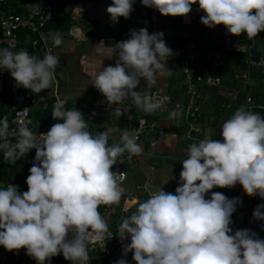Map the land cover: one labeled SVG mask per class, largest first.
Here are the masks:
<instances>
[{
    "label": "clouds",
    "instance_id": "obj_1",
    "mask_svg": "<svg viewBox=\"0 0 264 264\" xmlns=\"http://www.w3.org/2000/svg\"><path fill=\"white\" fill-rule=\"evenodd\" d=\"M141 3L164 16H186L197 0ZM133 4L134 0H113L106 9L110 21L129 18ZM198 4L206 13L201 23L208 28L222 24L229 34L246 33L248 39L264 31V0H198ZM163 37V32L149 34L147 28L130 30L127 40L116 42L115 66L93 70L92 85L110 105L131 96L135 108L145 115L158 109V102L134 89L141 78L149 88L171 71L166 61L174 52ZM41 38H50L52 47L63 43L60 33L47 37L42 33ZM58 63L51 48L42 58L26 49H0V69L10 72L17 87L37 95L52 86ZM66 102L67 98L56 99L51 115L62 122L52 124L39 138L27 126L31 121L10 132L7 119L0 120V152L5 163L15 164L36 149L25 181L28 190L19 193L12 184L0 189V245L9 252L24 248L38 264L61 253L73 264H88V245L112 235L99 206L119 205L122 198L112 168L122 163L118 158L125 152L129 158L143 152L135 130L132 135L125 130L121 143L109 146V132L93 135L82 112L65 110ZM115 110L118 117L125 114L119 107ZM179 116L178 107L170 119ZM221 129L222 141L204 138L189 145L175 194L161 187L118 224L116 236L122 242L130 239L122 243L124 256L132 252L136 264H264V239L250 229L233 234L230 227L241 198L230 199L221 192L205 198L214 187L239 183L248 196L264 199V117L242 105ZM261 209L264 203L253 211L256 220H264ZM114 264L128 262L121 258Z\"/></svg>",
    "mask_w": 264,
    "mask_h": 264
},
{
    "label": "crops",
    "instance_id": "obj_2",
    "mask_svg": "<svg viewBox=\"0 0 264 264\" xmlns=\"http://www.w3.org/2000/svg\"><path fill=\"white\" fill-rule=\"evenodd\" d=\"M112 2L113 0H64L61 4V10L59 12L62 14V11H66L72 18H74L76 22L80 23L79 35L85 38V40L77 41L73 37L68 36L67 33L59 32L63 40V43L59 47H52V41L50 38L48 41L49 45L51 46L52 53L59 58V63L55 69V77H57L59 81L60 95L62 98H67L66 103H69V105L73 103L72 105H74V108L82 112L86 122L88 123L87 130L93 135H95L96 132L108 131V129L105 127L103 122L100 121L98 124H96L93 120L94 116L92 115H94V112H104V109L101 106L107 104V100L92 85L93 77L91 74L93 70H98V68L103 70L107 66L114 67L116 60L119 58L118 50L114 52L116 42L108 41L106 44H103L101 42V38L113 30H119L122 32L138 30L142 25V21H145L149 13L151 15L150 22L147 25L149 34L163 32V38H165V36H170L172 37V40L170 41L174 42L175 44H182L183 41H185L184 43L187 42L188 36L191 33L192 20L189 14L186 16H164L155 8L143 6L141 0H134V11L131 12L129 18L125 19L124 17H119L118 23H112L109 18L110 14L106 11L107 7L111 5ZM223 27L225 26L222 24L217 25L214 28H208L203 24L201 25L198 32L202 37H207V42L199 49V55L192 65L195 73L208 76L213 72L215 57L212 54L214 52L221 53L224 56L225 61H227L229 56L228 53L213 51V48H217L218 45L224 47L226 50H239L245 48V46L238 45L237 43L234 44L231 41H228L230 43L223 42V40L226 41L225 37L222 38L220 36L221 31H223ZM53 28V26H50L45 29V34L49 35L50 33H58V31H54ZM263 45L264 44H262V48L260 49V51L263 53V56L261 57L260 53L257 54V61H259L260 58L264 59ZM203 48H211L212 50H201ZM44 52L45 47L43 49L42 55ZM111 55V59L107 58ZM62 59L65 61L63 65L60 64V60ZM166 67L171 69V71L163 77L158 78V81L155 85L147 88L145 80L141 78L140 84L134 89V91H144L143 94L145 95L152 90H160L162 92L172 94V96L178 101H187L183 87V75L181 70L177 66L167 62ZM58 70L60 73H58ZM242 72H239V75H241ZM58 74H60V76H58ZM224 80V83L221 84L222 93L235 94L234 92L236 91H233L234 88L232 86V80L229 78H225ZM254 83L255 81L251 80V84ZM204 84L209 83L204 82L201 85V92L205 99V108L202 117L203 131L201 136L204 138H210L215 133V128L212 126V121L215 118V115L212 114L214 105L213 99L209 94L212 88L203 86ZM54 86L55 81L53 82L52 86L49 87L44 93L38 94L47 95L49 97V103L47 105L53 103L52 93ZM30 92L33 95H37L31 90ZM123 101V105L112 103L111 105L109 104V107L111 106L112 109L119 107L123 111L125 106L133 103L131 96L126 97ZM37 109L38 108L33 110V115ZM69 109L70 107L67 109L66 104L65 110ZM173 110H176V108L171 107L162 113L155 114L158 115L157 118L162 130L152 134V136L148 138H145L141 143L143 152L135 161L132 160L128 164L130 175L132 173L134 174L133 171L139 169L142 166L143 159L145 161L149 160V166L153 170H163V172L159 173L161 175L160 179H162V182L158 186H156L154 183L153 192H147L145 197H143V194L141 193L139 196L137 195L138 192L137 189H135V176H132L129 183H124V185L119 184V188L122 192L119 208L116 209L114 205L111 206V223L116 232L118 224L122 221V219L130 216L131 213L136 210V207L140 202H143L152 194L158 192L161 187L164 191L170 192L175 183L179 182V173L182 170L181 160L187 158L188 147L193 141L190 140L187 135V126L183 121L184 119L181 111L180 116L177 119H170V114ZM131 115L132 120L134 122H138L140 118L144 117V112L137 110L134 107ZM172 120H176L177 122L184 124L183 126L185 130L183 133L178 134L168 131L167 127H169V123ZM125 123V116L123 114L117 122L119 131L116 132V137L108 139L109 146H112L113 144H120L121 134L125 130H127L129 134L132 135V128L125 126ZM89 126L92 127L89 129ZM123 156L127 157L128 153L125 152ZM120 158L121 157H119L118 160ZM22 159L23 158L17 160L15 164H7L4 162L3 153L1 152L0 189L6 188L9 184H12L14 186H18L19 193H23L24 191L28 190L27 184L19 179L20 170L16 168L17 162H22ZM27 159V164L31 165V162H33L34 158L29 159L28 157ZM162 163L164 165L163 167ZM131 171L132 173H130ZM163 174H165V177H163ZM166 180L167 182L165 183ZM23 188L26 189L24 190ZM232 188L233 187L229 188V190ZM106 207L107 206L104 205L99 206V212L101 214L104 213ZM125 241L126 243H130V239H125ZM0 246L4 248L2 245ZM111 253L115 254V251L111 249ZM12 254L21 258L20 250L18 253L13 251ZM92 254H94V256H92ZM132 255V252H129L126 256L121 253L115 257V261L123 258L127 260L128 264H134L132 261ZM58 256L62 257L63 255L61 253L57 255V257ZM89 260L92 262V264H113L111 263L110 256L106 250L96 243H94V248L92 249ZM71 262L72 261H69L67 264H71Z\"/></svg>",
    "mask_w": 264,
    "mask_h": 264
},
{
    "label": "built area",
    "instance_id": "obj_3",
    "mask_svg": "<svg viewBox=\"0 0 264 264\" xmlns=\"http://www.w3.org/2000/svg\"><path fill=\"white\" fill-rule=\"evenodd\" d=\"M64 0H0V49L10 48L12 51H16L23 46L25 36L28 33L36 35L37 38L33 40V44L43 43L45 51L51 48L48 40L42 39L41 34H45V29L50 26H56L60 20L61 4ZM191 23V33L188 36L187 42L182 44H175L174 42L164 38L166 45L170 47L174 55L167 59V63H171L177 66L183 75V87L186 94L187 101H178L170 93H165L160 90H152L148 92L153 101L158 102L159 107L151 114H159L171 107L178 108L183 114V121L187 126V135L193 142H198L204 137L201 136L203 131L202 117L205 108V99L201 92V85L204 82L209 84L218 83L221 79V70L225 63L224 56L219 52H214L212 55L215 57L214 70L207 77L200 73H195L193 70V63L196 61L199 55V49L203 47L207 42V37H202L199 34V29L202 25L200 17L206 15L202 10H199L198 0L196 4L191 6L189 13ZM74 20V18H72ZM80 23H74L67 31V35L73 37L77 41H83L85 38L79 35ZM261 33V32H260ZM130 36V32H122L119 30H113L109 34L101 38V42L106 44L108 41L120 42L127 40ZM254 58V57H253ZM258 66H264V59L254 61ZM245 84L251 85V77L248 71L237 76ZM55 86L52 93V100L55 104L56 99L62 98L60 95V86L57 77L54 79ZM49 97L47 95H33L29 89L23 87H17L14 78L10 72L6 69H0V120L7 119L9 124V131L18 130L21 123L27 124L32 116V111L38 108L40 105H47ZM248 110L253 111L255 108H264V104L255 103L252 96L247 98ZM134 104L127 105L123 108L125 113V126H129L132 130H135V135L138 137L137 144L141 146L142 141L145 138L152 136V134L162 130L160 123L154 117H149L144 114V117L140 118L138 122H134L131 117ZM27 126L32 132L39 134L46 133L47 130L41 129L35 131L30 124ZM133 134V131H132ZM36 152V149H31ZM1 154V152H0ZM139 155L129 158L121 157L119 160L122 163L117 162L112 168L117 174L119 184H123L127 181L129 170L128 164L132 160H136ZM231 190V189H230ZM217 187H214L206 194V199L210 198L211 192H216ZM106 220L109 226V232L111 237L106 236L102 242H93L88 245V252H92L94 243L99 244L110 256L111 263L114 264L115 257L123 253L122 243L117 232L112 227V211L111 207L107 206L104 213L101 214ZM247 229L257 233L260 239H264V220L250 221L247 224ZM111 239V240H110ZM111 249L115 251V254L111 253ZM21 258L13 255L0 246V264H38V262L26 255V249L21 248ZM89 255V258H90ZM133 263L136 262L132 259ZM90 264L92 262L89 260ZM44 264H56L52 258L50 261L46 260Z\"/></svg>",
    "mask_w": 264,
    "mask_h": 264
},
{
    "label": "trees",
    "instance_id": "obj_4",
    "mask_svg": "<svg viewBox=\"0 0 264 264\" xmlns=\"http://www.w3.org/2000/svg\"><path fill=\"white\" fill-rule=\"evenodd\" d=\"M63 13H60V20L56 26H53L54 31L66 33V31L74 24L76 23L75 20L72 19L69 13L66 11H62ZM151 15L148 14L145 21H142V25L140 28H147V25L150 22ZM51 29V30H53ZM37 38L36 35H33L31 33H28L25 36V40L23 42V46L18 48L17 52L21 49H26L30 54L38 56L42 58V52L44 49L43 43L33 44V40ZM233 39H230L229 41L233 43H237L241 46H245L244 49L239 50H226L224 47H217L213 48V51H221L228 53V59L225 61L222 70H221V79L218 83L215 84H204L203 86L211 87L210 96L213 99V111L212 114L215 115V118L212 121V126L215 128V133L210 137L214 140H220L221 138V131H222V124L225 122L230 116L235 112L237 108L240 106H245V108L248 110V104H247V98L249 96H252L253 101L255 103H262L264 104V66H258L255 64L254 61L257 62L256 57H258L257 54H261V57L263 56V53L260 51L262 48V44H264V32L259 33L256 37L253 39H248L246 36V33L241 34V36H235L233 35ZM238 38V39H237ZM165 39L172 40V37L165 36ZM237 39V40H235ZM178 42V41H176ZM180 42V41H179ZM182 42V41H181ZM183 41L182 43H184ZM253 45H255L253 47ZM264 46V45H263ZM201 50L210 51L211 48H203ZM254 57V58H253ZM64 59L60 60V64H64ZM60 69V68H59ZM243 71V72H242ZM248 71L250 74L251 80L255 81L254 84H245L242 82L237 76L239 75V72ZM238 72V73H237ZM58 73L59 70H58ZM60 76V74H58ZM207 77V75H206ZM229 78L232 80V86L234 88L233 91L235 94H229V93H222L221 91V84L224 83V79ZM42 90L39 94H42L46 91ZM67 104V109L70 107V109L74 108V105L69 103ZM65 104V106H66ZM54 103H50L47 106L40 105L36 112L31 116V127L35 130H49L52 124L62 121H55L52 118V110H53ZM252 112L259 113L262 117H264V108H255ZM149 117H154L158 120L157 116L154 114H148ZM184 124L177 122L176 120H172L169 123V127H167L169 132H175L178 134H181L184 132L185 128L183 126ZM99 132H96L97 134ZM193 143V142H191ZM35 156V152L33 150H29V152L26 154V156L22 157V162H17L16 168L19 171V179L22 181H26V177L30 174L29 169L32 166L27 164V158L33 159ZM19 163V164H18ZM9 166V165H6ZM179 185L178 183H175L174 187L171 188V191L173 194H175V189ZM24 190L26 188H23ZM23 191L22 189H20ZM216 192H221L228 198H235L240 197L241 203H238L236 205V211L232 214V221L233 223L230 225V227L233 229V234L236 230L240 229H247V224L250 221H255L256 219L253 217V211L256 208L257 205L264 203V199H262L259 195L256 196H248L243 188L242 185L237 190L231 191L229 188H220L217 187ZM120 205V203H119ZM119 205H114L117 208H119ZM262 212H264V209H261ZM52 260L56 264H67L69 260H65L64 257H52Z\"/></svg>",
    "mask_w": 264,
    "mask_h": 264
},
{
    "label": "rangeland",
    "instance_id": "obj_5",
    "mask_svg": "<svg viewBox=\"0 0 264 264\" xmlns=\"http://www.w3.org/2000/svg\"><path fill=\"white\" fill-rule=\"evenodd\" d=\"M223 31H221V34L220 36L222 38H226V41L223 40V42L225 43H230L228 42L230 39H233V35L229 34L227 29L225 27L222 28ZM237 40V39H235ZM222 42V43H223ZM221 43V44H222ZM235 44V43H234ZM239 45V44H238ZM218 47H221L220 45H218ZM254 47V46H253ZM73 101V100H72ZM123 102L122 101L120 103V105H123ZM95 103V102H94ZM73 104V103H72ZM103 109H104V112L103 113H97V112H94V116L93 117V120H94V123L98 124L100 121L103 122V124L105 125V127L108 129V132H109V138H113V137H116V132L119 131V127H118V120L120 119L121 116H117V113H116V110L115 108L112 109L111 106L109 107V102H107V104H105L104 106H101ZM95 124V125H96ZM92 126H89V129L91 128ZM163 163H162V167H163ZM130 171V170H129ZM134 174L132 173V171L130 173L129 176H128V179L125 183H129L132 176H135L136 177V182H135V189H137V192H138V196L139 194H143V197H145V194L148 192V193H152L153 190H154V183L156 184V186L160 185L161 182H162V179L161 178V175L159 173L163 172V170H153L150 166H149V160H144L143 159V164L142 166L137 169V170H134L133 171ZM168 172V171H167ZM163 177H165V174H163ZM152 184V186H151ZM124 185V183H123ZM240 187V184L237 183L232 189L231 191H234V190H237L238 188ZM92 253V252H91ZM92 256H94V254H92Z\"/></svg>",
    "mask_w": 264,
    "mask_h": 264
},
{
    "label": "bare ground",
    "instance_id": "obj_6",
    "mask_svg": "<svg viewBox=\"0 0 264 264\" xmlns=\"http://www.w3.org/2000/svg\"><path fill=\"white\" fill-rule=\"evenodd\" d=\"M71 264H73V262H71ZM88 264H90V263H88Z\"/></svg>",
    "mask_w": 264,
    "mask_h": 264
},
{
    "label": "water",
    "instance_id": "obj_7",
    "mask_svg": "<svg viewBox=\"0 0 264 264\" xmlns=\"http://www.w3.org/2000/svg\"><path fill=\"white\" fill-rule=\"evenodd\" d=\"M90 255V254H89ZM59 257V256H58Z\"/></svg>",
    "mask_w": 264,
    "mask_h": 264
}]
</instances>
